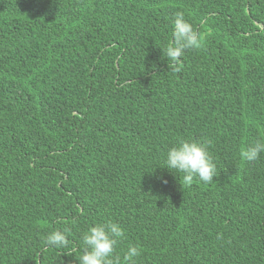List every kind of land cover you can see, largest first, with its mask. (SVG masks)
<instances>
[{"label": "trees", "instance_id": "16d2710c", "mask_svg": "<svg viewBox=\"0 0 264 264\" xmlns=\"http://www.w3.org/2000/svg\"><path fill=\"white\" fill-rule=\"evenodd\" d=\"M178 11L200 37L179 72ZM180 138L211 142L214 181L161 167ZM260 139L264 0H0V264H79L106 221L117 264H264Z\"/></svg>", "mask_w": 264, "mask_h": 264}, {"label": "clouds", "instance_id": "9594fccd", "mask_svg": "<svg viewBox=\"0 0 264 264\" xmlns=\"http://www.w3.org/2000/svg\"><path fill=\"white\" fill-rule=\"evenodd\" d=\"M171 23V40L162 50L168 61H171L170 68L179 72L185 51L198 48L200 37L183 12H176ZM210 143V141L180 138L168 149L161 167L175 173H182L185 185L190 186L197 178L201 182L210 183L217 175L216 164L208 150ZM261 153H264V139L257 140L253 145L243 150L241 155L248 162H253L259 159ZM69 232L70 229L67 227L49 231L45 238L46 246L57 249L68 247ZM123 236L124 229L119 223L97 222L83 233V251L79 256L76 255V259L79 264H117L113 257L116 246ZM139 254L137 246H129L125 253V259L129 261V264H132Z\"/></svg>", "mask_w": 264, "mask_h": 264}]
</instances>
